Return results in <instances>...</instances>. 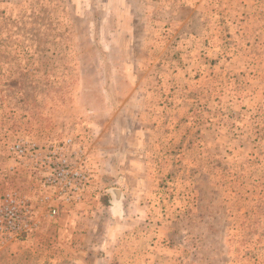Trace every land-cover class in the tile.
Wrapping results in <instances>:
<instances>
[{"label": "rangeland", "instance_id": "rangeland-1", "mask_svg": "<svg viewBox=\"0 0 264 264\" xmlns=\"http://www.w3.org/2000/svg\"><path fill=\"white\" fill-rule=\"evenodd\" d=\"M123 206L168 264H264V0H0V264Z\"/></svg>", "mask_w": 264, "mask_h": 264}, {"label": "crops", "instance_id": "crops-1", "mask_svg": "<svg viewBox=\"0 0 264 264\" xmlns=\"http://www.w3.org/2000/svg\"><path fill=\"white\" fill-rule=\"evenodd\" d=\"M121 184L123 186V183ZM127 188L130 187L124 184L120 189L119 199L122 205L123 201L129 199V195L126 194ZM131 189L135 191L134 188ZM116 195L118 197L119 194L116 192ZM123 209L124 206L121 211L110 210L104 218H100L101 214L93 210L72 213L69 215L67 225L59 228L58 238L55 241L53 238L51 244L47 246L55 249H51L49 257L37 250L39 246L37 240L29 239L21 243L25 248L19 251L18 257L20 261L23 259L25 264L32 263L33 258H36L35 264H168L169 259L163 258L160 248L153 244L152 230L148 227H137L138 223L145 222L144 217H138L137 211ZM101 219L108 222L107 230L103 233L98 224V220ZM41 233L42 231L38 236H41ZM94 240L97 243H93ZM30 245L36 247L34 252L30 251Z\"/></svg>", "mask_w": 264, "mask_h": 264}, {"label": "built area", "instance_id": "built-area-1", "mask_svg": "<svg viewBox=\"0 0 264 264\" xmlns=\"http://www.w3.org/2000/svg\"><path fill=\"white\" fill-rule=\"evenodd\" d=\"M77 176H78V179H82L83 178L82 175H77ZM84 184L86 185V183H84ZM51 214L52 215L55 214V210H52V213ZM11 215L13 216V214H11Z\"/></svg>", "mask_w": 264, "mask_h": 264}]
</instances>
